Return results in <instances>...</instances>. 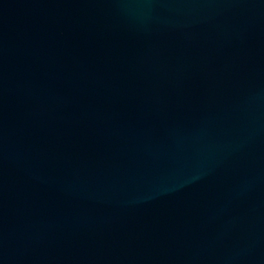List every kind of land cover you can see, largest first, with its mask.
Masks as SVG:
<instances>
[{"label": "water", "instance_id": "obj_1", "mask_svg": "<svg viewBox=\"0 0 264 264\" xmlns=\"http://www.w3.org/2000/svg\"><path fill=\"white\" fill-rule=\"evenodd\" d=\"M0 264H264V0H0Z\"/></svg>", "mask_w": 264, "mask_h": 264}]
</instances>
